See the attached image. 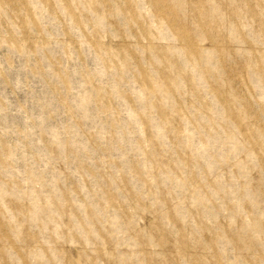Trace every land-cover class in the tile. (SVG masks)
<instances>
[{"label":"rangeland","instance_id":"374dc122","mask_svg":"<svg viewBox=\"0 0 264 264\" xmlns=\"http://www.w3.org/2000/svg\"><path fill=\"white\" fill-rule=\"evenodd\" d=\"M0 264H264V0H0Z\"/></svg>","mask_w":264,"mask_h":264}]
</instances>
